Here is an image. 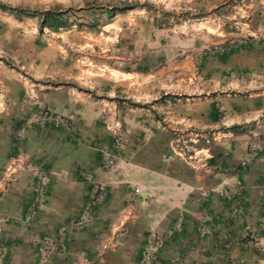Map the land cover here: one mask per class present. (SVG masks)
I'll list each match as a JSON object with an SVG mask.
<instances>
[{
	"label": "crops",
	"instance_id": "0c3cea01",
	"mask_svg": "<svg viewBox=\"0 0 264 264\" xmlns=\"http://www.w3.org/2000/svg\"><path fill=\"white\" fill-rule=\"evenodd\" d=\"M109 1L84 8L83 25L68 13L75 21L48 43L51 61L39 57L43 11L0 22L21 69L27 50L36 54L31 79L0 74V264H36L41 238L89 214L51 264H264V0H177L217 21L213 32L161 27ZM235 9L252 26L247 38L220 29ZM43 108L71 127L38 121ZM173 144L193 145L195 160L164 162ZM16 153L41 177L8 182Z\"/></svg>",
	"mask_w": 264,
	"mask_h": 264
},
{
	"label": "rangeland",
	"instance_id": "374dc122",
	"mask_svg": "<svg viewBox=\"0 0 264 264\" xmlns=\"http://www.w3.org/2000/svg\"><path fill=\"white\" fill-rule=\"evenodd\" d=\"M255 1H260V0H255ZM110 3L115 2L117 5H119L121 8H124V6L121 3H129L135 10H143L146 11V14H149V16H158V21H159V26H168L169 24L172 25H177V26H182L184 28L198 24L201 25L202 29L204 31H210L211 28H218L219 23L217 21H212L209 17L203 19L202 17L195 16L194 13H197L195 10H189L187 7L189 5L179 2L177 0H110ZM0 3H3L7 6H10L12 8H15L19 10L21 15L23 16H32L30 13H35V12H42L45 13L46 11L50 12H56V13H64L62 14V19L66 21L65 26L62 27V30L60 31H54L51 29L47 30V26L44 25V29L42 31L38 30V36L40 38L44 39L45 47L41 51V55L39 56L40 58L43 57L44 62L48 60L51 61L50 57L52 54V49L49 47L47 48L48 43L52 40V38H55L58 41H63L62 37L63 35H67L66 33L67 30L66 28L73 22L75 19H72L70 23H67L68 21V13L69 17H76V19L81 20V24L78 25H83L82 22L85 21L84 14L81 12L84 10V8H89L91 5H98L100 3H104L103 0H0ZM78 7H81V10H77ZM241 7L242 4H241ZM244 9H249V7H243ZM236 13H231V11H226L224 10L223 16L221 17V28L224 30L226 33L232 32L229 37H233L238 39L241 38V36L244 37H249L248 35L250 34L249 30L252 29L251 24L247 20V14L243 12L242 10L235 9ZM232 14V15H231ZM11 15L10 12L7 11H2L0 10V22L2 25H5L6 22L4 23V19L8 18ZM3 18V19H2ZM245 22H248V27L244 26ZM215 31V30H214ZM52 32L55 33V35H52ZM210 32H213L212 30ZM9 34V28L7 27H2L0 24V46L3 48H0V65H1V70L0 74H4V71H9L11 70L10 74H18L22 73L24 74L25 72L28 75H32L36 71V64H35V59H36V54L35 52H32L30 50H27L29 58L26 61V65L28 66L27 68H20V58H19V50H11L9 48H5L4 44L2 43L3 37ZM31 37L28 35V40L31 41ZM6 41V40H5ZM8 46L9 44L6 43ZM65 57H72L77 59L78 61H84L88 62L86 60V55H84L83 51H74V50H69L67 48H63V50H60ZM80 62V63H81ZM87 64L83 68L89 69V67H86ZM92 73L98 74L101 73L97 68H90L89 70ZM89 71H86L83 73L89 74ZM27 74H24V76H27L28 79H31ZM111 74L115 77L120 76L118 73L111 71ZM45 75H47L45 73ZM91 75V74H89ZM123 77H127L128 75H122ZM49 114L54 115L50 110L43 108L40 112L41 118L38 119V121L45 122L46 121V116ZM55 117V115H54ZM61 120L62 122H67L63 120L62 118L59 117L58 121ZM68 123V122H67ZM69 124V123H68ZM70 124L68 125V127ZM71 127V126H70ZM17 138H20L21 135L20 133L16 135ZM178 145V144H177ZM179 147H184L183 144L178 145ZM194 149L193 145H190ZM19 154V153H18ZM21 154V153H20ZM8 163V162H7ZM7 165V164H5ZM6 167V166H5ZM5 167L3 169H5ZM32 167H35L32 165ZM37 168V167H35ZM39 170V169H38ZM40 172V170H39ZM40 174V173H39ZM41 177V174H40ZM148 251V249H147ZM146 252V251H145ZM146 255L148 252L145 253ZM147 258V256H146ZM148 259V258H147Z\"/></svg>",
	"mask_w": 264,
	"mask_h": 264
},
{
	"label": "built area",
	"instance_id": "2783aa9c",
	"mask_svg": "<svg viewBox=\"0 0 264 264\" xmlns=\"http://www.w3.org/2000/svg\"><path fill=\"white\" fill-rule=\"evenodd\" d=\"M46 121L54 122L56 126H63L67 129L68 123L62 122L61 120L58 121L57 118L54 117V115L49 114L46 116ZM215 138V137H214ZM205 143L209 144L210 141L206 138ZM216 139V138H215ZM171 152L170 155H165L163 157V161H174L182 159L186 162L191 163V161L195 160L194 156L198 153L197 150L194 151L192 147H189L187 145H184V147H179L177 144L171 145ZM107 156V164L112 167L115 165V157L111 156L109 154H106ZM32 163L30 160L23 157L22 154H18L16 157L12 158L6 165L4 171H5V179L8 182H13L16 180L18 173L22 171L27 170H33L36 174H39V170L35 167H32ZM242 166L246 165V162L243 161L241 163ZM135 191H138V188H135ZM36 194V202L34 203L36 206L42 205L45 201V193L42 188H36L35 191ZM36 206V207H37ZM34 211V210H33ZM95 216L94 215H86L83 217H80L78 219L70 221L68 224L62 226V229L60 231V234L58 235H47L40 239L38 243V255H37V261L36 264H51L52 259L55 256H60L66 251V238H65V232L66 231H74L76 229H79L84 226V224L88 222L94 221ZM0 234H1V228H0ZM6 251V247L1 245L0 246V261L2 258H4V254Z\"/></svg>",
	"mask_w": 264,
	"mask_h": 264
},
{
	"label": "trees",
	"instance_id": "16d2710c",
	"mask_svg": "<svg viewBox=\"0 0 264 264\" xmlns=\"http://www.w3.org/2000/svg\"><path fill=\"white\" fill-rule=\"evenodd\" d=\"M121 4L124 6V8H122V9L126 10V9H132L133 8L131 5H129V3H121ZM0 10L11 12V13L19 12V10L12 8L10 6H7L3 3H0ZM62 14H64V13H62ZM62 14L56 13V12L46 11L43 15H40V14L39 15L43 16V24L44 25H46L47 27L53 28V29H58L59 27H63L66 24V21L61 18ZM16 155H17V153H16ZM11 157H13V156H11Z\"/></svg>",
	"mask_w": 264,
	"mask_h": 264
}]
</instances>
